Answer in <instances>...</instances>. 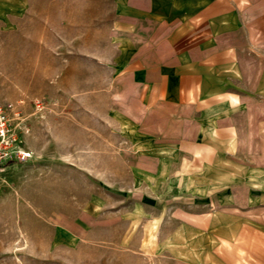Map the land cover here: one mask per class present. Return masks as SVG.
<instances>
[{
  "label": "rangeland",
  "instance_id": "1",
  "mask_svg": "<svg viewBox=\"0 0 264 264\" xmlns=\"http://www.w3.org/2000/svg\"><path fill=\"white\" fill-rule=\"evenodd\" d=\"M123 2L0 0V107L30 153L0 163V264H172L175 211L264 205V0L226 8L188 103L141 88Z\"/></svg>",
  "mask_w": 264,
  "mask_h": 264
},
{
  "label": "crops",
  "instance_id": "2",
  "mask_svg": "<svg viewBox=\"0 0 264 264\" xmlns=\"http://www.w3.org/2000/svg\"><path fill=\"white\" fill-rule=\"evenodd\" d=\"M234 1L124 0L122 27L141 41L130 68L149 96L188 103L201 94L205 73L225 57L224 17ZM169 257L172 264H264V205L242 199L218 210L175 211Z\"/></svg>",
  "mask_w": 264,
  "mask_h": 264
},
{
  "label": "built area",
  "instance_id": "3",
  "mask_svg": "<svg viewBox=\"0 0 264 264\" xmlns=\"http://www.w3.org/2000/svg\"><path fill=\"white\" fill-rule=\"evenodd\" d=\"M30 158L17 137L9 114L0 107V163H22Z\"/></svg>",
  "mask_w": 264,
  "mask_h": 264
}]
</instances>
